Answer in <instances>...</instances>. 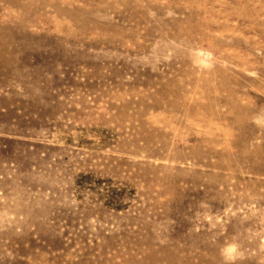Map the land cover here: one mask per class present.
Returning <instances> with one entry per match:
<instances>
[{"label": "rangeland", "instance_id": "rangeland-1", "mask_svg": "<svg viewBox=\"0 0 264 264\" xmlns=\"http://www.w3.org/2000/svg\"><path fill=\"white\" fill-rule=\"evenodd\" d=\"M0 264H264V0H0Z\"/></svg>", "mask_w": 264, "mask_h": 264}, {"label": "clouds", "instance_id": "clouds-1", "mask_svg": "<svg viewBox=\"0 0 264 264\" xmlns=\"http://www.w3.org/2000/svg\"><path fill=\"white\" fill-rule=\"evenodd\" d=\"M233 251H234V248H229V249H228V252H229V253H231V252H233Z\"/></svg>", "mask_w": 264, "mask_h": 264}]
</instances>
